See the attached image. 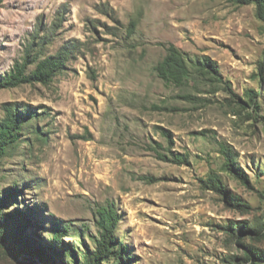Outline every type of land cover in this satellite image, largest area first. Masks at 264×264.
Here are the masks:
<instances>
[{
    "label": "rangeland",
    "instance_id": "1",
    "mask_svg": "<svg viewBox=\"0 0 264 264\" xmlns=\"http://www.w3.org/2000/svg\"><path fill=\"white\" fill-rule=\"evenodd\" d=\"M170 43L209 55L225 83H165L155 66ZM61 51L49 81L0 86V120L8 107L24 114L0 164V264H90L106 202L121 216L119 246L100 264H264L256 4L0 0V79ZM210 173L225 190L208 188ZM59 232L68 237L55 243Z\"/></svg>",
    "mask_w": 264,
    "mask_h": 264
},
{
    "label": "trees",
    "instance_id": "2",
    "mask_svg": "<svg viewBox=\"0 0 264 264\" xmlns=\"http://www.w3.org/2000/svg\"><path fill=\"white\" fill-rule=\"evenodd\" d=\"M232 1L237 4H256L257 15L260 19L264 20V0ZM66 58L65 53L62 51L55 55L45 57L39 61L36 68L29 73H27L26 63H16L8 73L1 77L0 86L15 87L34 81L47 82L56 72L63 68ZM155 71L165 83L175 86H183L192 81H204V84L209 86L225 83L219 65L213 61L209 55L191 58L173 43L167 45L166 55L155 66ZM23 124V113L14 110L12 107L6 108L5 118L0 120V164L8 149L20 140V131L23 129ZM220 152L225 157L226 165L237 170V152L235 149H233L231 145L221 142ZM175 160L181 163L188 161L187 157L181 159L177 156ZM228 169L230 170L231 168L228 167ZM241 173L247 178L243 171ZM207 182L209 184V189L219 191L225 190L220 178L215 174L210 173ZM10 190L12 193L17 191L16 188ZM8 195L7 193L4 198L5 200H7ZM3 203L0 201V208L3 206ZM95 213V225L98 234L93 236L95 251L90 258V264H100L103 258H107L108 254L119 246V241L115 233L121 216L114 204L110 202L98 204ZM63 237L68 236L59 232L53 235L52 241L55 243H62ZM26 248H28V253H32L29 247ZM17 249L19 248L17 247Z\"/></svg>",
    "mask_w": 264,
    "mask_h": 264
}]
</instances>
